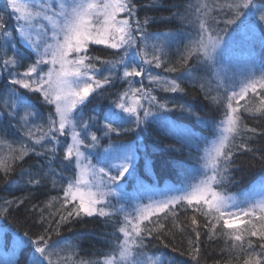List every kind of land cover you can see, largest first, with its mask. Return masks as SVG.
Returning a JSON list of instances; mask_svg holds the SVG:
<instances>
[{"label": "trees", "instance_id": "obj_1", "mask_svg": "<svg viewBox=\"0 0 264 264\" xmlns=\"http://www.w3.org/2000/svg\"><path fill=\"white\" fill-rule=\"evenodd\" d=\"M224 2L131 0L135 9L130 17L135 44L126 50L88 45L87 54L91 57L99 56L102 60L111 61L124 57L125 63L143 67L145 71L140 77L126 80L123 78V65L117 63L113 68L110 64L90 61L95 65L96 78L103 80L108 76L110 83L96 89L73 113L76 131L81 132L82 139L88 145L81 149L86 158L89 157L94 163L101 151L111 143H129L135 149L136 161L123 178L126 197L122 195L108 199L106 210L113 215L89 217L81 214L61 222V215H66L61 208L64 188L76 173L75 162L69 163L64 159L70 132L66 128L63 134L54 132L40 143H35V138L41 135L38 130L47 133L50 117L56 119L55 108L46 103L40 93L11 84V80L21 78V74L37 59V53L21 38L16 16L7 7V0H0V16L3 17L6 31L11 33L6 38L0 32V159L9 158L11 149H19L22 145L29 149L23 160L9 159L11 171H0V264H30V256L34 252L31 241L42 235L50 246L49 251L55 253L52 256L54 262L60 258L67 260L68 264L80 260H102L112 252L118 240L123 239L118 229L124 222L127 209L133 206L134 192L131 188L137 186V177L147 184L138 187L139 190L151 186L171 195L179 193L184 183L191 182L197 176L203 148L224 119L226 98L237 85L236 67L227 64L242 59L229 56L228 44H244L248 36V40H252L253 56L249 61L238 62H244L245 72H251L250 78L259 77L264 72V21L259 19L261 10H264V0H253L256 7L242 10L244 15L234 24L225 23L232 18L227 9L213 7ZM30 3L50 8L44 5L43 0H30ZM204 4L209 5V15L216 20L212 27L220 35L221 43L213 60L205 61L202 57L193 56L187 64H183L181 59L186 48L199 38V19L205 18L201 15ZM121 16L127 17V13ZM146 19L147 24L144 23ZM137 21L140 31L136 30ZM40 24L41 18L26 28V33L32 41L40 44L41 51L45 41L38 35L42 30ZM127 50L133 51L139 59L133 61ZM144 53L149 59L159 55L161 66L157 68L155 62L143 63ZM13 56L17 58V65L5 67L4 60ZM169 68L176 71H168ZM150 77H159L160 81L153 82ZM172 80L180 84L182 91H165L167 82ZM130 87L142 88L156 98L154 102L141 99L139 124L136 116L116 107ZM13 93L14 104L7 105L11 103L9 100ZM131 99L129 97L128 102ZM240 103L244 104L245 101L241 100ZM145 110L149 115H144ZM26 113L29 115L25 118ZM85 123L88 124L86 130L82 128ZM243 123L257 131L243 133L234 141L236 145L246 144L251 150L233 149L234 156L223 173V182L217 186L225 195L248 190L255 182L264 181V116L243 113ZM107 124L117 131L109 133L105 127ZM29 131L34 134L32 137L28 135ZM92 134L98 137L95 145L91 141ZM30 180H39L40 183H29ZM71 207L68 205L69 210ZM121 208L123 213L119 211ZM174 211L175 217L169 214L165 219L166 213H159L151 218L152 221L159 219L164 230L145 235L144 247L140 249L144 256L138 257L141 264L145 257H151L153 264H243L247 252L261 251L257 237H246V251L241 253L238 248L232 247L233 241L223 234L234 229L218 226L210 239V228L205 226V217L186 205H177ZM194 215L198 221L196 230L200 233L195 245L199 247L198 261L192 259L189 245L190 240L195 242L191 225ZM144 223L148 224V221ZM149 227H155V224H149ZM248 239L253 241L254 249L247 248Z\"/></svg>", "mask_w": 264, "mask_h": 264}, {"label": "snow or ice", "instance_id": "obj_2", "mask_svg": "<svg viewBox=\"0 0 264 264\" xmlns=\"http://www.w3.org/2000/svg\"><path fill=\"white\" fill-rule=\"evenodd\" d=\"M7 7L13 10L17 20V30L22 39L29 43L37 53V59L30 64L26 71L21 74V78L11 80V84L19 85L21 88L29 89L32 92L40 93L45 102L55 106L56 119H49V129L47 133L42 130L41 135L35 138V143H40L47 136L54 132L63 134L65 129L71 126L72 143L68 145L64 153V159L69 163L75 162L76 173L72 180L64 188L63 202L61 208L66 211V215H61V222H67L69 218L86 216H111L112 212L107 211L109 203L108 197L115 194V189L110 185L119 187V181L129 174L132 167L131 158L123 157V163L96 167L87 159L81 151L82 147H87L81 132L76 131V122L73 113L79 105L84 104L89 96L104 84L110 83L108 76L103 80L95 76V65L90 61L96 60L104 64H110L114 68L117 63L123 65V78L140 77L144 74L143 67L125 63L124 57L119 61L102 60L101 57H91L88 53V45H104L108 48L120 50L127 49L135 44L133 36V25L130 17L134 15V6L131 0H71L70 3L61 2L57 7L58 12L53 16L47 14V10L39 5L30 3V0H7ZM204 11L201 15L205 18L199 19V38L187 47L181 62L187 64L193 56L202 57L205 61L214 59V54L221 43V37L212 27L216 23L214 17L209 15L208 4H204ZM221 10L227 9L232 14V18L225 21L226 24H234L240 16L244 15L242 10H251L256 7L253 0H225L223 4H217ZM200 11V9H197ZM47 20L53 28L54 43H46L43 51H40V44L32 41L30 35L26 33V28L30 27L34 21L41 18ZM127 13V17L121 14ZM264 21V10L259 16ZM23 22V23H21ZM148 23L147 19L144 21ZM136 30L140 31L139 21L136 22ZM0 32L5 37L11 35L6 31L3 17L0 16ZM126 54V52H125ZM143 63L152 64L159 68L161 60L159 55H153L151 59L147 54L142 55ZM4 65H17L15 56L4 60ZM41 65H50L46 72L41 69ZM168 71H176L169 68ZM153 82H159V77H150ZM131 84V81H129ZM165 91H182L176 80L167 82ZM249 93L252 94L249 97ZM15 95V93H13ZM132 102H128V98ZM155 101V97L144 92L142 88H129L123 93L121 102L116 105L123 112L137 117L139 124L138 109L142 107L141 99ZM247 98V99H246ZM17 100L20 97H16ZM224 119L218 125L219 135L206 153L203 167L205 173L198 183L189 184L179 196H174L165 201L153 202L135 210V215L124 214V222L118 231L123 239L118 240L115 248L110 254H106L102 260H80L73 264H141L138 257L144 256L140 251L144 247L145 235H152L153 232L163 231L164 225L159 223V219L152 221L153 216L159 213L176 216L174 209L177 205L192 208L195 213H199L207 220L206 227L210 228L209 238L215 235L217 227L222 229H234L232 232L223 233L233 241L232 247L238 248L239 252L246 251L244 248L246 237H257L260 241V252H247L243 264H264V198L249 205L246 209H241L233 213L230 211L231 197L219 191L217 186L222 184L223 173L227 171V166L234 156L233 149L248 150L247 145L241 143L236 145L234 141L243 133H256L255 128H248L243 123V113L250 115L264 116V72L259 77L253 76L248 79L239 92L233 91L227 96ZM245 101L241 104L240 101ZM11 106V105H10ZM163 107V105H162ZM29 115L26 113L25 118ZM144 115H149L145 110ZM58 125V127H57ZM109 133L116 132L111 124L105 125ZM86 130L88 124L82 125ZM28 135L34 134L29 131ZM55 139V137H52ZM92 144L98 141L95 134L91 135ZM29 149L21 146L19 149H11L12 155L7 159H0V171L8 173L11 171L12 161L23 160ZM116 168V175H111V168ZM107 178V179H105ZM29 183L39 184V180H30ZM11 203V202H8ZM23 203V201H21ZM68 205H72L68 209ZM4 211H7L5 209ZM119 211L123 213L121 208ZM247 217L248 219H243ZM148 221V224L144 222ZM155 224V227H149ZM191 225L195 232V242L189 241L190 254L193 260L199 259V247L195 246L200 238L197 231L198 221L194 215L191 218ZM243 225V227H241ZM236 242H239L237 245ZM34 252L30 256V264H68L63 258L53 261L55 253L49 251V244L45 236H40L37 240L31 241ZM248 249H254L255 245L251 239L246 241ZM144 264H153L151 257H145Z\"/></svg>", "mask_w": 264, "mask_h": 264}, {"label": "rangeland", "instance_id": "obj_3", "mask_svg": "<svg viewBox=\"0 0 264 264\" xmlns=\"http://www.w3.org/2000/svg\"><path fill=\"white\" fill-rule=\"evenodd\" d=\"M43 1L45 2L44 5L45 4L49 5L51 8V9L49 8L50 10L46 9L47 14L49 16H53V14L55 12L59 11V8L57 6L61 2H66V3L71 2V0H43ZM38 4H40V3H38ZM40 27L42 28V30L40 32H38V35L43 38V40L45 41V44L46 43H54V41L52 39L53 28L47 20L43 19V13L41 15ZM249 31H250V29L248 30V32ZM249 33H251V32H249ZM243 42H244V44H239V43H235V42L228 44L227 50L230 54L229 56H231L232 58L240 57L242 59V60H237L234 63L231 61V64H227L230 67L232 65H234L236 67V69L234 70V73L236 75V81H237L236 84L237 85L233 88L231 93L233 91L239 92L241 87L243 86V84L248 79H251L250 77H252L250 75L251 72L249 70H247L245 72L246 66L243 64L244 62H238V61H245L246 62V61L251 60V57L253 56V53H254L253 47L251 46L252 40H250V39L248 40V36L245 37V40ZM45 44L42 45L41 52L43 51ZM128 53L130 54L129 56L133 61H137L139 59L135 55V53H133V51H130V52L128 51ZM40 67H41V69H43L44 72H46L48 70V68L50 67V65H41ZM94 74L96 76V70H95ZM131 102H132V99L129 103H131ZM9 103L10 104H7V105L12 106L14 104V95H12V98H10ZM54 108H55V106H54ZM67 129L70 132V142H69V145H70L72 143V139H71L72 128H71V126H69ZM218 135H219V129L217 126L215 135L208 141L206 146L203 148L202 155H201V163H200L201 166L199 167V172H198L197 176H195V178L192 179L191 182L184 183V185L181 188V191L179 193H174V194L169 195V194H166L167 192L161 193L158 190H156L154 187H151V186H148V188H145L144 190H139L138 187H140L142 185L147 186V184L145 183V181L143 179L137 177L136 178V185L137 186L131 188V190L134 192V200L132 202L133 206L129 207L127 209L126 213H131V214L135 215V210L137 208H140V207L145 206V205H149L153 202L165 201V200L170 199L174 196H179L188 187L189 184L198 183L199 180L203 178V175L206 171L205 168L203 167L204 162H205V158H206V153L211 148L212 144L214 143V141L216 140ZM112 144H116V145L112 146ZM128 144L129 143H122V142L111 143L110 145L106 146L101 151V154L99 155V157L97 158V160L94 163H92L91 160H89L90 159L89 157L85 160V163L90 161L91 164L95 165L98 168L99 167H105L106 169H108L109 165H116L119 163H123L124 162L123 157L128 156L131 158V164L133 167V165L136 161V152H135V149L133 150V147L131 145H128ZM81 151H82V149H81ZM84 156H85V154H84ZM132 167L129 169V172L131 171ZM110 174L111 175L117 174L115 167L111 168ZM105 179H107V178H105ZM124 186H125L124 179L119 181V187H117L115 184L110 185L111 188L115 189V194L109 196L108 199L119 198L122 195L126 197V195H125L126 188H124ZM226 196L232 198L230 201V205H234V206L230 207V211H232L233 213L238 212L241 209H246L249 207L250 204L255 203L256 201L264 198V181L255 182L253 185H251V187L248 190H245V191H242L239 193H234V194H227ZM243 218H245V217H243ZM143 264H144V262H143Z\"/></svg>", "mask_w": 264, "mask_h": 264}]
</instances>
